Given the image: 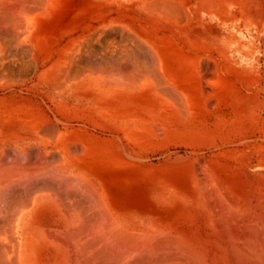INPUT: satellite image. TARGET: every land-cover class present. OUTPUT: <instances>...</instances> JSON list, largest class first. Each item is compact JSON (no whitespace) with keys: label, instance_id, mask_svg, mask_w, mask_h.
Wrapping results in <instances>:
<instances>
[{"label":"bare ground","instance_id":"bare-ground-1","mask_svg":"<svg viewBox=\"0 0 264 264\" xmlns=\"http://www.w3.org/2000/svg\"><path fill=\"white\" fill-rule=\"evenodd\" d=\"M259 43L264 0H0V148L56 155L0 157V264H264V90L212 56Z\"/></svg>","mask_w":264,"mask_h":264},{"label":"rangeland","instance_id":"rangeland-1","mask_svg":"<svg viewBox=\"0 0 264 264\" xmlns=\"http://www.w3.org/2000/svg\"><path fill=\"white\" fill-rule=\"evenodd\" d=\"M213 34H216V32H213ZM245 40H246L245 42H248V39ZM263 47L264 46L261 43H259L257 46L258 49H256V51L250 55H246L245 53L237 52V51H229L223 56V58L219 57L218 54L212 55L219 61L220 63L219 73L221 77L225 80L227 85L243 88L244 91L249 92V94L256 93L259 89L264 90ZM249 86L251 87V90L247 89ZM260 97H259L260 99H264V91L260 93ZM34 134L35 133L30 132V135L28 137L26 136V138L20 140L21 142L19 143L11 142L2 146L0 148V157L4 158V156L13 155L12 156L13 158L10 159L12 161L15 158L14 156H16V159L20 158V160H22L21 158H23L24 160L26 159V157L24 158V155L17 154L16 152H14L15 150H21V149H26V152L28 151L27 154L29 155L30 160L31 159L33 160L32 162H39L40 160L39 156H41V152L48 153L50 159H52L53 156L56 157L54 152L47 145H45V143L35 139ZM34 152H36L35 154L37 156L33 155ZM32 156H34V159ZM16 159L14 160L15 161L19 160Z\"/></svg>","mask_w":264,"mask_h":264}]
</instances>
